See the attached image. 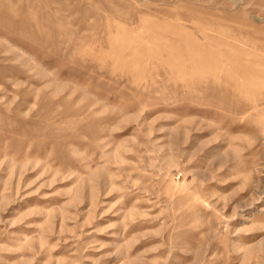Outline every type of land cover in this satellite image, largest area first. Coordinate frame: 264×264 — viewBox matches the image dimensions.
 Returning a JSON list of instances; mask_svg holds the SVG:
<instances>
[{"label":"rangeland","instance_id":"rangeland-1","mask_svg":"<svg viewBox=\"0 0 264 264\" xmlns=\"http://www.w3.org/2000/svg\"><path fill=\"white\" fill-rule=\"evenodd\" d=\"M0 264H264V0H0Z\"/></svg>","mask_w":264,"mask_h":264}]
</instances>
